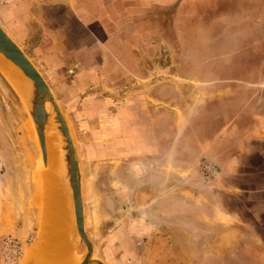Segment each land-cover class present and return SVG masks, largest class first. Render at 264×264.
Listing matches in <instances>:
<instances>
[{"label": "rangeland", "instance_id": "obj_1", "mask_svg": "<svg viewBox=\"0 0 264 264\" xmlns=\"http://www.w3.org/2000/svg\"><path fill=\"white\" fill-rule=\"evenodd\" d=\"M22 1L28 17L5 18L14 0H0V23L69 125L93 264H264V180H228L217 151L258 145L248 130L261 127L264 18H216L254 0H200L211 18H177L183 0ZM1 72L0 264H22L49 228L36 202L48 178L35 124ZM74 229L79 263L88 251Z\"/></svg>", "mask_w": 264, "mask_h": 264}, {"label": "bare ground", "instance_id": "obj_2", "mask_svg": "<svg viewBox=\"0 0 264 264\" xmlns=\"http://www.w3.org/2000/svg\"><path fill=\"white\" fill-rule=\"evenodd\" d=\"M0 69L21 98L26 110H30L34 93V83L32 80L17 65L1 53ZM29 116L31 117V115ZM57 128L53 120L46 127L48 166L45 170V178H48V181L46 182L45 188L48 191L36 196L37 204L42 208H47L45 213H43L46 215V213L49 214L51 212L49 228L42 242L41 240L36 241L35 251H29L22 264H30L32 262H36V264H78L77 257L74 256L71 239L72 231L75 227V214L74 212L70 214V206L72 205L71 192L68 191L67 184L64 183V180H61L65 168V153L63 149V138ZM50 142H52L51 149L49 148ZM68 192H70V195H68ZM61 197L65 201L69 235L65 224L66 220Z\"/></svg>", "mask_w": 264, "mask_h": 264}, {"label": "water", "instance_id": "obj_3", "mask_svg": "<svg viewBox=\"0 0 264 264\" xmlns=\"http://www.w3.org/2000/svg\"><path fill=\"white\" fill-rule=\"evenodd\" d=\"M0 53L17 65L34 83L32 107L28 111L37 130L46 169L48 166V150L46 145V127L48 123L53 120L54 124L58 127V132L62 135L64 144L63 149L65 153L64 172L66 174V179L64 180L62 177V181L64 180V183L67 184L68 191L71 192L72 205L70 206V214L71 212H74L75 214V231L85 242L88 251L86 258L78 264H93L92 259L94 255V249L90 239L86 234L81 167L77 156L76 146L72 138L67 120L62 114L50 86L39 69L16 43V41H14V39L8 34L1 23ZM70 192L68 195H70ZM43 227L44 228L41 230L36 241L41 240L42 242V239L46 233L45 226L43 225ZM30 264H36V262H32ZM96 264L103 263L97 262Z\"/></svg>", "mask_w": 264, "mask_h": 264}, {"label": "crops", "instance_id": "obj_4", "mask_svg": "<svg viewBox=\"0 0 264 264\" xmlns=\"http://www.w3.org/2000/svg\"><path fill=\"white\" fill-rule=\"evenodd\" d=\"M230 3L232 5V8H235V9L238 8V5L236 4V2L232 1V2H228L227 4L229 5ZM223 4L225 3H222L221 6ZM185 5H187L188 7H192V9L187 11V13L184 10ZM210 5L211 4H203L201 3L200 0H198V3L196 2V0H187V1L183 0V2H181V5L179 6L177 5V8H178L177 18H203L204 16H207V18H211L210 13H216V12L211 10L210 12H206V15H204L205 12L202 9L203 6H210ZM240 5L242 7L243 3H240ZM248 5H249L248 6L249 8L253 7V9L252 10L251 9L240 10L239 13H234L237 9L236 10L232 9L231 12L227 15L216 13V18L218 17V15H221V17L227 16V18L229 17L230 18H264V0H254L253 3L249 2ZM13 6L14 8L9 11V13L5 16V18H27L28 17L25 14V4L22 0H14ZM212 6L214 5L212 4L210 7ZM197 7L198 9L194 10V8H197ZM36 18H45V16H43V14H40ZM262 107H263L262 112L257 117L258 121L260 122V126L262 127V130H261V127L260 129H257L255 131L248 130L249 133H251L249 134L251 135L250 137H253L251 138V140L256 139V141L258 142L257 146L250 147L242 151H239L238 150L239 148L233 151L226 150V149H230L231 147L238 146L239 142L233 139V140H226V142L220 144L219 146L220 148L217 149L218 153L220 154L219 156L220 162L223 164L224 168L228 170L229 174L226 173L227 177L229 178L228 180H238L234 176L230 178V175H233L236 172L246 174V177H245L246 180L247 179L255 180V177H256L255 172H258V174H260L259 180H264V134L262 133V131L264 130V103ZM249 114L250 113H247V112L242 114V115H247V116H243L245 117V120L251 119V117H249L250 116ZM248 131L239 130V129H228L226 133H229L228 135L238 137V136L247 135ZM241 145H242V142H241ZM147 151L148 150L146 148L145 152ZM134 169L135 167H133V171L136 173V169L135 170ZM239 180H241V178ZM225 184L229 185L228 181L226 182L225 180ZM227 188L229 187L227 186ZM138 192H139V196H138L139 199H141L142 197L146 199L144 206L147 209L151 205L147 203V197L151 196L152 189L147 187V184L145 183L144 189H140ZM151 200L152 198L150 199V201ZM145 223L147 224L146 220H145Z\"/></svg>", "mask_w": 264, "mask_h": 264}, {"label": "built area", "instance_id": "obj_5", "mask_svg": "<svg viewBox=\"0 0 264 264\" xmlns=\"http://www.w3.org/2000/svg\"><path fill=\"white\" fill-rule=\"evenodd\" d=\"M17 245H18V243H15V246H14V248H17Z\"/></svg>", "mask_w": 264, "mask_h": 264}]
</instances>
